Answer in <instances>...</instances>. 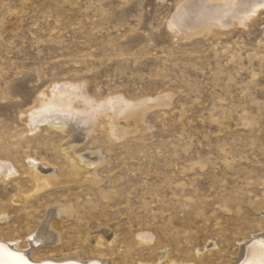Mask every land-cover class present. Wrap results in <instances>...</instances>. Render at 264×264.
<instances>
[{"label": "rangeland", "instance_id": "374dc122", "mask_svg": "<svg viewBox=\"0 0 264 264\" xmlns=\"http://www.w3.org/2000/svg\"><path fill=\"white\" fill-rule=\"evenodd\" d=\"M185 1L0 0V159L13 174L0 178L1 238L24 247L51 225L56 242L27 253L226 264L242 240L264 234V9L245 24L173 33L168 22ZM65 82L96 100L149 98L115 119L121 138L102 116L77 149L102 158L98 189L66 182L64 135L29 129L25 112ZM60 114L53 120L83 118ZM28 160L63 184L34 188Z\"/></svg>", "mask_w": 264, "mask_h": 264}, {"label": "bare ground", "instance_id": "6f19581e", "mask_svg": "<svg viewBox=\"0 0 264 264\" xmlns=\"http://www.w3.org/2000/svg\"><path fill=\"white\" fill-rule=\"evenodd\" d=\"M262 9H264V0H186L177 7L168 22V29L177 34L178 32L185 33L198 29L203 25L210 26L209 28L224 29L234 20L239 24H245ZM82 86V83L72 82L52 84L46 91L39 94L35 104L25 114L31 133H35L40 125L46 124L48 128L67 138L59 149V154L66 162L65 171L68 177L66 182L77 183V180L83 179V181L91 183L94 188L98 189L102 182L101 179H98L99 169L103 166L102 158L95 152L79 154L77 149L81 148L85 141L84 137L93 131L102 116L107 118L110 133H114L118 138H121L122 136L118 134V128H115V119H126L142 112L149 98L132 101L117 94L96 100L86 95ZM155 101H161V97H157ZM75 103L82 104L83 107L78 108ZM66 111L79 112L83 114V118L76 124L65 123L63 119L53 120V117L58 113L63 115ZM79 125L84 127L81 129ZM27 163L26 175L34 188L50 189L63 184L64 181H60L57 174H48V171L36 161L31 162L28 160ZM9 170L8 163L0 159V178L12 177L13 174ZM56 210L60 215L65 214L66 211L63 206H58ZM48 228L49 230L44 227L40 229L35 237L30 235L31 241H26L27 244L24 247L18 242L0 237V264H104L101 257L81 258L66 255L61 259H55L37 258L32 253H27L26 251H29L28 247L33 248L38 243L51 244L56 242V235L50 231L52 226L48 225ZM114 239L111 242L104 241L108 242L110 247H113L115 244ZM137 239L142 243H147L152 241V236L148 233H141L137 235ZM241 242L242 244L240 243L235 256L226 264H264V234L253 236ZM123 244L126 252L132 251L133 243L130 240ZM154 245L161 249L158 242ZM167 264H190V261L176 263L169 260Z\"/></svg>", "mask_w": 264, "mask_h": 264}]
</instances>
